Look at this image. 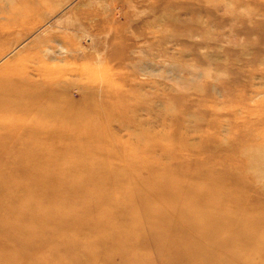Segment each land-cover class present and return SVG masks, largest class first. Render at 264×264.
<instances>
[{"label":"rangeland","instance_id":"374dc122","mask_svg":"<svg viewBox=\"0 0 264 264\" xmlns=\"http://www.w3.org/2000/svg\"><path fill=\"white\" fill-rule=\"evenodd\" d=\"M26 75L50 85L36 106L74 116L78 134L56 158L0 147V210L12 204L18 222L8 228L24 230L16 247L0 236V264H147L140 259L166 251L156 243L163 233L165 242L196 246L201 264L209 256L264 264L263 244L235 238L239 215L256 221L251 231L264 242V0H0V82ZM30 110L4 112L0 123L19 124ZM104 152L124 166L119 178L99 180L117 192H30L36 179L90 182L79 170ZM37 196L71 207L48 215ZM241 198L251 207L238 206ZM121 207L131 209L125 217ZM178 210L188 220L168 218ZM64 215L70 224L53 234ZM210 218L225 223L204 229ZM183 223L187 232L166 226Z\"/></svg>","mask_w":264,"mask_h":264},{"label":"bare ground","instance_id":"6f19581e","mask_svg":"<svg viewBox=\"0 0 264 264\" xmlns=\"http://www.w3.org/2000/svg\"><path fill=\"white\" fill-rule=\"evenodd\" d=\"M24 2L27 3V1H24ZM17 14H19V13H17ZM16 19L17 18L13 19V21L15 22V21L19 20V19L18 20H16ZM47 82L48 81H45L46 84H44L43 81H33L32 78L28 75L21 76V77H15L14 81H1L0 82V114H2L4 112L16 114L15 111L24 109L26 107L32 109V110H30V111H32L31 114L27 115L25 118H22L21 120L18 121V122H20L19 124H16V123L10 122V121H7L4 124L0 123V147H2V148L8 147L9 150H11V148H13V147L22 148L21 151H23V152H22L21 157L27 158V159H31V158L39 159L40 157H43V158H53L54 157V158H56L58 156H61L59 154V151L62 148L61 146H63V145H61L62 143L68 142V138H70V141L73 139L77 140V134L78 133H77V130L75 129V127L78 124V122L74 118V116L72 117V115L70 116L69 114H66V113H63V114L60 113L59 114V112H58L59 109H57V108L56 109L54 108L50 111H47L46 110L47 108L36 106L37 103H34L37 101H42L44 98L43 93L45 95V93L49 92L50 85H49V83L47 85ZM46 98H47V95H46ZM69 105H71V104H69ZM73 106L76 109V105H73ZM83 110H85V108ZM87 110H88V107H87ZM86 114H87V112H86ZM38 119L41 121H39ZM49 122L54 123V124L49 125L48 124ZM105 152H104V154L101 153V155L103 157H100V158H102V159H99V158L96 159L95 157H92L90 154L85 155V157H88L90 159L92 157L94 159H92L90 161V163H87V165H88L87 167H83V169H80L79 171H83L84 174H88V175L92 176L91 178H89V180H91L90 182H86V180L85 181L83 180L84 182H81L79 184L72 186L70 184H55L54 180L52 178L45 180L46 183L43 182V184L37 182V181H40V179H38V180L36 179L35 182H34V180L32 182L30 181V183H31L30 184V192L34 193L36 190H38V192H40L44 188V190H48V194H49L51 192L49 190L50 188H52L54 186L59 187L60 185H62V187L68 188L69 192H67V193H74L76 190L78 191V188H83V189L95 188V187L103 188L106 186H113L115 188V189H113V193L117 192L116 191L117 187H120L118 184L110 185L111 183L105 182L106 180L103 182H101L99 180H104L103 178L107 177V176L110 179L119 178L120 175L118 174V172L124 170V166L113 165L110 162H107V159H103V158H110L111 154L108 152L107 153H105ZM152 173L155 176L163 177V174L158 170L152 171ZM97 174L98 175L100 174L102 177L100 179L93 178ZM134 180H139V179L136 178V179H133V181ZM132 187L135 189L137 195L143 196V195H141L142 193L138 190L139 185L132 184ZM158 188L159 189L157 190V192H159L163 195H165L167 193L166 196L170 195L169 192H166V190H163V187H158ZM237 194H239V193H237ZM136 199H137V196H136ZM43 200L44 199L42 198V196H37L36 202L43 203L44 202ZM45 202L47 204V201H45ZM104 202L108 203L109 200L106 198V199H104ZM249 203L250 202L248 201L247 198H245V199L241 198L237 201L238 206L243 205V206H246L247 208L251 207L248 205ZM257 205H255V206H257ZM70 207H71L70 205H63L60 207H56V206H52V203H51V206L49 204H47L45 211L48 215L55 216L57 211H60V210L65 211ZM87 207H88L87 209H89V211L91 212L95 208V205H89ZM12 208H13V205L9 204V207L5 206L4 209L0 210V216L2 217L1 218L2 221L0 223V236L4 237L7 241H10L14 247L19 240H22V239L24 240V237L22 236V234H24V230L21 227H19L16 230L15 229L12 230V229L8 228L9 223L11 221L18 222V218L15 217V212L13 210L14 208L13 209ZM41 210H42V207H40L37 210L38 215L36 213V217H33L32 223H34L35 226H37V223H39V221H41V219H42L41 216H43V214L41 213ZM128 210H131V209H129V207H121L119 210L116 211V213H119L120 215H122L121 217H125V214L127 213ZM64 211H62V212H64ZM231 211L234 213H237V214L239 213V210H238L236 205L232 206ZM182 213L184 214L185 221L188 220V215L191 213L187 214L185 211H180V210H178L177 213H171V215H169L168 218L173 217V219H176V216L182 215ZM195 214H196V212H195ZM195 214L194 213L192 214L193 218L195 217ZM229 214L231 215V213H229ZM160 215H162V213ZM199 215H200V213H199ZM202 217H203V215H202ZM237 218H239V220H238L239 224L237 227L239 231L237 232V235L235 236V238L241 243V245H246V246L248 245L251 248V246H253V243L256 244L258 242L260 244H263V246H264V242L262 240H261L262 242L258 241V237L255 236L256 233L254 231H251V229L253 230V227H255L256 221L255 220L250 221V222L246 221V219L241 218V216H239V215L237 216ZM67 219H70V218L65 216V215L62 217L61 223L58 225L59 228L57 227L58 231L55 230L53 234L59 235V234H61V231H63V229L68 227L67 224H70V223L65 222V220H67ZM165 219L167 220V218H165ZM224 219L214 218L211 220V218H210V221L203 224L202 226L205 229L206 225H212L211 224L212 222L214 223L218 220H219V223H222V222L225 223ZM119 222L121 223V221H119ZM161 222L166 224V222H164V221H161ZM82 224H83V226L90 225V221H85ZM82 224H80V225H82ZM183 224L185 227H183V226H181V227L180 226H172V225L169 226V224H167L166 226L169 229H171V231L173 233L187 232L188 231V230H186L187 225L185 223H183ZM262 224L264 225V221H263V223H261V225ZM69 227H71V225ZM167 231L169 232V230H167ZM250 232H252V235H249ZM161 238H162L161 242H163V243H159V242H156V243L158 246L165 243L164 245H167L166 251L165 252L158 251L157 255H154L155 257H153V258L152 257H145V258L140 259V260H143V261L146 260L147 264H151L152 260H155V261L158 260L159 262L162 261V263H160V264H201L199 262V259H200L199 256H201V254H199V255L196 254V252H197L196 246L194 248H192V247L191 248L180 247L177 245L176 240H173V241L171 240L169 242L168 241L165 242V240L168 239L167 233H163ZM183 240L185 241V234L183 236L182 241ZM225 240L228 241L229 239H227L225 237ZM141 242H143V241H141ZM15 252L18 255H20V254L22 255L24 251L22 249H19V250L17 249V250H15ZM263 252H264V247H263ZM150 258H152V260ZM213 259H214V257H213ZM140 260H139V262H140ZM263 260H264V258H263ZM206 261L207 262H205V264H212V259L210 256L208 257V260L206 257Z\"/></svg>","mask_w":264,"mask_h":264}]
</instances>
